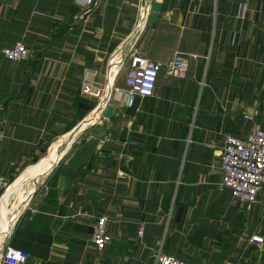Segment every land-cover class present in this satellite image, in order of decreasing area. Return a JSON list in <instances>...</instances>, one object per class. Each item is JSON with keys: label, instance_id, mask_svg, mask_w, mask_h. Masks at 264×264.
<instances>
[{"label": "crops", "instance_id": "crops-1", "mask_svg": "<svg viewBox=\"0 0 264 264\" xmlns=\"http://www.w3.org/2000/svg\"><path fill=\"white\" fill-rule=\"evenodd\" d=\"M83 1L0 0V47L22 40L31 53L0 54V176H27L3 241L31 255L25 264H153L160 243L189 264H264L251 240L264 239V212L221 189L219 165L225 133L264 129V0ZM131 44L159 62L186 53L187 75L160 73L151 96L126 103ZM84 77L100 96L82 92Z\"/></svg>", "mask_w": 264, "mask_h": 264}, {"label": "built area", "instance_id": "built-area-1", "mask_svg": "<svg viewBox=\"0 0 264 264\" xmlns=\"http://www.w3.org/2000/svg\"><path fill=\"white\" fill-rule=\"evenodd\" d=\"M78 1V0H77ZM81 4H97L95 0H84ZM248 5L241 2L238 5V16L246 17ZM140 19L137 22V31L144 27L149 17L148 10L141 7ZM141 22L143 23L141 25ZM138 32V33H139ZM132 50L127 60L120 61V66H126L124 75L125 88L123 89L126 103L132 104L136 96L143 98L151 96L156 86V80L160 73L165 77L175 76L185 78L189 69V58L187 54L181 51H175L167 61L159 62L153 59H147L143 54ZM0 54L12 61L27 60L31 53L22 40H16L10 46L0 47ZM204 81L202 79L201 84ZM82 92L93 96H100L101 89L96 88L92 80L88 77L83 78ZM119 87L113 83L110 84L106 95L101 99V110H104L113 99V92L117 93ZM244 118L252 120L250 114H244ZM1 133V125H0ZM219 165L222 172L221 189H227L231 196L241 202L246 211L252 210L257 203L264 212V129L255 125L244 136H236L231 133H225L223 138L222 150L219 155ZM8 181L0 176V190H2ZM92 228V241L97 250H104L111 236L107 231V215L104 213L95 218ZM142 232V227L138 228L137 233ZM251 240L256 243H263L264 239L260 234L251 235ZM31 255L24 249H18L6 241L0 242V264H25L30 260ZM153 264H189L184 259L172 255L163 250L160 243L154 254Z\"/></svg>", "mask_w": 264, "mask_h": 264}, {"label": "bare ground", "instance_id": "bare-ground-1", "mask_svg": "<svg viewBox=\"0 0 264 264\" xmlns=\"http://www.w3.org/2000/svg\"><path fill=\"white\" fill-rule=\"evenodd\" d=\"M133 39V38H132ZM129 45V44H128ZM100 106V105H99ZM98 111V110H97ZM85 125V123H82V126ZM27 179V176L24 174L18 178H16L14 181L9 182L5 187H4V192L3 195L0 198V222L3 221V218L5 217L6 211L8 206L14 202L13 198L18 195L17 193L21 190L23 186L24 180ZM10 201V202H9ZM9 202V204H8ZM6 210V211H5ZM8 213V212H7ZM7 215V214H6ZM2 228H4L0 232V242L3 240V236L7 234L10 228H8L7 225V219L2 225Z\"/></svg>", "mask_w": 264, "mask_h": 264}, {"label": "water", "instance_id": "water-1", "mask_svg": "<svg viewBox=\"0 0 264 264\" xmlns=\"http://www.w3.org/2000/svg\"><path fill=\"white\" fill-rule=\"evenodd\" d=\"M139 32V31H138ZM102 106H98V110H101ZM113 109H114V105L113 104H109L105 109H104V113L107 116H111L113 113ZM80 128V126L78 127ZM69 139V138H68Z\"/></svg>", "mask_w": 264, "mask_h": 264}, {"label": "rangeland", "instance_id": "rangeland-1", "mask_svg": "<svg viewBox=\"0 0 264 264\" xmlns=\"http://www.w3.org/2000/svg\"><path fill=\"white\" fill-rule=\"evenodd\" d=\"M9 183V182H8ZM3 192H4V188L1 190V192H0V198H1V196L3 195ZM13 200L16 202L17 200H18V195H16L14 198H13ZM6 211V210H5ZM7 212L8 211H6V214H7ZM5 214V221H6V219H7V215ZM3 218V219H4ZM4 228H2V226L0 227V232L3 230Z\"/></svg>", "mask_w": 264, "mask_h": 264}, {"label": "trees", "instance_id": "trees-1", "mask_svg": "<svg viewBox=\"0 0 264 264\" xmlns=\"http://www.w3.org/2000/svg\"><path fill=\"white\" fill-rule=\"evenodd\" d=\"M0 192H1V190H0Z\"/></svg>", "mask_w": 264, "mask_h": 264}]
</instances>
